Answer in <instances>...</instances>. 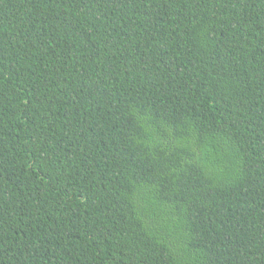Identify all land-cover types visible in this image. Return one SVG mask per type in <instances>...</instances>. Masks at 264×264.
I'll return each instance as SVG.
<instances>
[{"label": "trees", "instance_id": "16d2710c", "mask_svg": "<svg viewBox=\"0 0 264 264\" xmlns=\"http://www.w3.org/2000/svg\"><path fill=\"white\" fill-rule=\"evenodd\" d=\"M0 264H264V0H0Z\"/></svg>", "mask_w": 264, "mask_h": 264}]
</instances>
